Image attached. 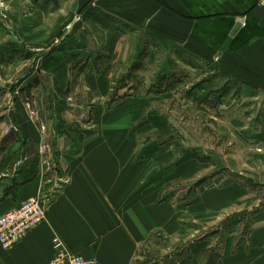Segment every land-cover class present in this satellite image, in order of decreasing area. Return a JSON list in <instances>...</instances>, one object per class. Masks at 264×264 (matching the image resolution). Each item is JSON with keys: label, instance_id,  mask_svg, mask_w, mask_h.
Listing matches in <instances>:
<instances>
[{"label": "crops", "instance_id": "1", "mask_svg": "<svg viewBox=\"0 0 264 264\" xmlns=\"http://www.w3.org/2000/svg\"><path fill=\"white\" fill-rule=\"evenodd\" d=\"M1 1L0 50L18 53L5 68L21 63L13 77L39 118L16 97L11 118L0 119V215L40 197L45 220L10 249L0 245V264H48L55 236L98 264H137L139 252H155V231L170 238L184 229L170 208V153L138 149L129 128L147 102H117L113 65L187 52L262 94L264 9L254 0ZM202 249L188 264H203Z\"/></svg>", "mask_w": 264, "mask_h": 264}, {"label": "rangeland", "instance_id": "2", "mask_svg": "<svg viewBox=\"0 0 264 264\" xmlns=\"http://www.w3.org/2000/svg\"><path fill=\"white\" fill-rule=\"evenodd\" d=\"M0 5L6 10L1 0ZM8 54L14 59L18 53L0 50V119L9 120L14 100L22 97L24 107L30 102L34 112L30 115L26 110L28 116L37 120L32 99L18 88L21 79L13 77L21 63L9 62L10 70L5 68ZM141 57L139 62L113 65L117 67L114 95L117 102L125 97L147 102L129 134H137L138 149L155 144L154 152L170 153L167 186L170 201L174 199L170 208L180 217L177 229L183 228L185 235L175 230L164 238L155 231V252H139L136 263L181 264L185 257L182 264H188L203 248V264L208 260L264 264L260 254L264 249V140L258 137L264 130V93L223 75L191 53L171 51L154 55L150 62L145 54ZM131 63H138L137 77L131 74ZM80 98L79 90L72 95L75 102L80 103ZM40 129L44 134L42 122ZM199 241L195 252L191 248L183 255Z\"/></svg>", "mask_w": 264, "mask_h": 264}, {"label": "built area", "instance_id": "3", "mask_svg": "<svg viewBox=\"0 0 264 264\" xmlns=\"http://www.w3.org/2000/svg\"><path fill=\"white\" fill-rule=\"evenodd\" d=\"M264 9V0H254ZM30 115L31 103L25 104ZM45 220V202L40 197H31L16 209L0 215V245L3 249L13 247L29 230ZM53 257L48 264H98L95 257L85 258L67 249L63 241L55 236L52 240Z\"/></svg>", "mask_w": 264, "mask_h": 264}]
</instances>
